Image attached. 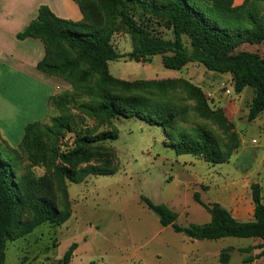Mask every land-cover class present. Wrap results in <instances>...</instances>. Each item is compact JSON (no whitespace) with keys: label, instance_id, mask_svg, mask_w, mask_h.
<instances>
[{"label":"trees","instance_id":"16d2710c","mask_svg":"<svg viewBox=\"0 0 264 264\" xmlns=\"http://www.w3.org/2000/svg\"><path fill=\"white\" fill-rule=\"evenodd\" d=\"M73 1L82 13L81 21L60 19L46 6H40L37 17L17 34L19 40L33 38L42 43L44 56L36 69L61 79L69 87L49 99L48 105L61 115L52 117L49 125L27 124L17 146L31 164L45 165L46 175L36 178L30 173L20 174L16 148L0 134V264L6 263L8 244L42 226L52 228L51 236H55L58 228L70 219L66 182L80 183L89 175H111L117 171L114 151L101 145L117 138V130L112 126L115 118L136 117L162 127L176 155L190 154L213 164L229 160L236 145H228L222 151L206 129L192 134L177 127L178 112L158 101L169 91L162 89L161 82L118 80L110 74L109 62L120 58L150 62L158 55L164 68L176 71L196 63L210 72L230 75L236 93L252 89L248 121L264 112V57L255 52L235 51L241 44L264 41V0H244L237 7L233 0ZM164 31L172 37L164 38ZM118 33L127 34L134 41L132 51L126 55L119 54L111 44L112 36ZM187 92L202 99L201 92L194 87H187ZM70 108L86 115L97 128L77 130L78 123L75 125L76 117ZM101 127L105 129L98 130ZM66 133H73L74 137L61 150ZM250 189L253 216L249 221L236 220L218 203H203L195 193L193 200L209 214L210 220L183 227L176 223L178 215L166 205L142 200L162 227L170 226L190 240L259 239L261 242L252 248L260 252L242 261L249 264L264 256L262 189L257 183ZM77 248V243H72L53 264H70ZM230 251L220 253L222 263L229 261Z\"/></svg>","mask_w":264,"mask_h":264},{"label":"rangeland","instance_id":"374dc122","mask_svg":"<svg viewBox=\"0 0 264 264\" xmlns=\"http://www.w3.org/2000/svg\"><path fill=\"white\" fill-rule=\"evenodd\" d=\"M163 36L172 37L167 31ZM111 44L119 54L126 55L132 51L134 41L131 36L118 33L112 36ZM235 51L264 57V41L241 44ZM108 67L118 80L161 82L162 89L169 91L158 101L178 112L180 130L192 133L204 128L220 150L228 145L236 147L227 162L207 163L198 156L176 155L162 127L136 117L115 118L112 126L117 138L101 145L114 151L117 171L111 175H89L80 183L66 182L70 219L55 236H51L52 228L42 226L8 244L5 264H53L72 243H77L78 248L70 264H242L249 256L255 257L260 251L252 247L261 242L259 239L190 240L170 226L162 227L142 200L166 205L177 213L176 223L183 227L209 221V215L193 200L197 191L203 192L205 202L218 201L236 218L252 219V184L261 186L264 203V112L248 121L252 89L236 93L230 75L210 72L196 63L179 71L168 70L158 55L150 62L140 63L120 58L109 62ZM189 86L198 89L202 99L191 97ZM70 112L76 117L77 130L97 128L81 112L72 108ZM58 115L59 110L49 106L48 117L42 123L49 125L51 118ZM73 137V133L65 134L61 150L69 146ZM14 148L20 174L30 173L36 178L46 175L45 165L31 164L22 149ZM247 248L251 250L240 251ZM227 249L231 250L229 261L222 263L220 253ZM249 264H264V256Z\"/></svg>","mask_w":264,"mask_h":264},{"label":"crops","instance_id":"0c3cea01","mask_svg":"<svg viewBox=\"0 0 264 264\" xmlns=\"http://www.w3.org/2000/svg\"><path fill=\"white\" fill-rule=\"evenodd\" d=\"M243 2L233 0V6H240ZM40 6H46L60 19L82 20V13L73 0H0V134L13 148L19 145L27 124L47 119L50 97L69 87L61 79L36 69L44 56L39 40L17 39V34L37 17ZM202 193L196 192L203 203L222 206L215 200L205 202ZM183 212L187 213L185 209ZM231 215L236 220L249 221ZM250 215L252 218L253 205Z\"/></svg>","mask_w":264,"mask_h":264}]
</instances>
